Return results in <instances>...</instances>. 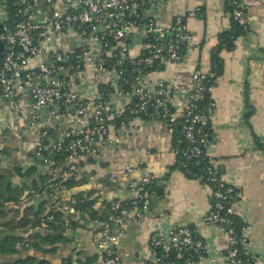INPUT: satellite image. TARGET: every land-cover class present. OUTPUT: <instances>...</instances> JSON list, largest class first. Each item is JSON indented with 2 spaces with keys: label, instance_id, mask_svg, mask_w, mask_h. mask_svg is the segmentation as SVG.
<instances>
[{
  "label": "crops",
  "instance_id": "crops-1",
  "mask_svg": "<svg viewBox=\"0 0 264 264\" xmlns=\"http://www.w3.org/2000/svg\"><path fill=\"white\" fill-rule=\"evenodd\" d=\"M242 3L248 28L231 49L220 50L223 67L212 91L216 110L208 128L210 137L206 153L214 161L221 178L240 191L241 199L235 205V211L248 226L244 231L248 240L246 251L264 264V0H242ZM198 8L202 13L189 18L188 14ZM6 11L3 0H0V27L7 21ZM48 12L49 7L40 1L34 10V22H45ZM139 14L165 28L170 27L176 17H185L193 36L192 43L183 49L180 62L162 60L155 70L138 81L139 85L149 87L160 83L170 85L174 91V111L179 117L194 90L195 73L210 70L212 53L220 47V37L232 30L230 0H160L143 7ZM2 36L0 41L3 43ZM127 43L131 58L139 57L144 49L142 31L134 30ZM79 44L80 40L72 30L56 33L53 42H42L41 46L71 53ZM89 47L95 53L100 52L97 44H89ZM32 65L36 66L37 62ZM116 81L113 70L103 72L86 65L71 89L88 101L106 86L113 88ZM14 100L19 104V111L13 108L12 100L0 99V176H9L13 185L24 187L23 203L28 196L34 202L40 199L37 192L45 176L56 177L66 166L74 164L67 161L66 166L51 165L33 157L40 145L42 129L50 131V145L61 138L62 128H89L94 122L91 112L82 118L68 116L58 120L48 112L41 113L39 127L35 128L32 125L31 96L23 91ZM123 101L122 97L111 92L106 103L115 109ZM176 138L167 123L145 120L136 128L128 127L120 143L101 147L97 156L87 154L80 158L76 162V187L71 190L62 188L55 195L67 202L65 204L76 199L74 196L82 195L93 202L92 210L96 216L80 211L76 199L77 204L73 205L69 217L70 226L64 227L65 242L47 247L52 248V253L22 250L3 261L32 256L46 259L50 264H103L104 255L99 249L102 214L110 203L133 199L128 188L132 180L151 177L155 180V195L147 212L149 218L141 222L129 220L121 227L124 235L118 253L123 261L126 264H154L151 241L156 229L165 235L170 223L176 222L190 227L195 237L207 244L208 258L218 264L224 263L228 237L220 227L204 221L214 205L212 190L198 180L187 178L178 168L174 154ZM127 166L135 168V173L127 175ZM32 168L36 173L30 177L17 174L18 170L25 173ZM63 177L68 178L69 173L65 172ZM31 233L30 230L20 234L30 236Z\"/></svg>",
  "mask_w": 264,
  "mask_h": 264
},
{
  "label": "built area",
  "instance_id": "built-area-1",
  "mask_svg": "<svg viewBox=\"0 0 264 264\" xmlns=\"http://www.w3.org/2000/svg\"><path fill=\"white\" fill-rule=\"evenodd\" d=\"M40 1L18 0L19 20L13 29L4 30L0 99L12 100L13 108L19 111V104L14 99L20 92L29 94L33 100L32 125L35 128L39 127L43 109L56 120L68 116L82 118L91 112L93 126L62 128L61 138L47 151L49 155L65 152L67 161L74 163L70 165V172L74 173L80 158L87 154L97 156L101 147L120 143L128 127L136 128L145 120H157L167 123L174 132L180 125L181 136H177L174 146L175 163L187 178L198 180L212 190L214 205L204 221L220 227L228 237L227 260L222 264H262L246 251L248 240L244 231L248 229L247 225L242 227L241 237H237L234 216H237L235 205L241 199L240 191L221 178L214 161L206 153L210 137L208 128L216 110L212 91L218 79L217 65L212 62L209 71L195 73L194 90L179 117L174 111V91L170 85L160 83L149 87L138 84L139 79L155 70L162 60L174 63L182 60L183 49L193 41L186 18L176 17L168 28L153 19L142 18L139 11L160 0H43L49 12L45 22L36 23L34 10ZM201 13L198 8L188 17H197ZM230 16L235 24L248 28L242 0H230ZM72 30L80 40L74 52L62 53L41 46L42 42H53L56 33ZM134 30L142 31L144 49L139 57L132 59L127 39ZM89 44L100 46V52L95 53ZM32 62L37 65L33 67ZM86 65L116 73L117 81L112 89L124 100L118 108L107 105L106 88L88 101L71 89ZM128 65L134 67L136 78L131 84L132 89L125 91L123 87L130 84L126 77ZM48 139L49 131L42 129L35 156H42ZM184 143L186 147L181 148ZM191 166H203L204 173L198 176ZM125 170L129 176L136 171L132 166ZM154 184L151 177L132 180L128 188L133 199L112 204L107 220L101 224L99 249L104 255L103 264H126L118 253L124 235L121 227L129 220L141 222L149 218L147 212L155 195ZM62 188L51 182L46 190L52 193ZM74 204H77L76 199L64 204V213H71ZM52 220V215L44 217L42 227L48 229ZM65 226H70L69 216L65 217ZM156 231L151 241L154 264H177L171 259L173 252L178 259H185L184 264H218L208 258L207 244L197 239L187 225L171 222L165 235Z\"/></svg>",
  "mask_w": 264,
  "mask_h": 264
},
{
  "label": "trees",
  "instance_id": "trees-1",
  "mask_svg": "<svg viewBox=\"0 0 264 264\" xmlns=\"http://www.w3.org/2000/svg\"><path fill=\"white\" fill-rule=\"evenodd\" d=\"M6 9H7V21L5 22L4 28L6 30H11L17 24L19 18L17 15L18 0H5ZM232 30L228 33L223 34L220 37V47L216 48L212 53V62L217 65L215 71L217 72L218 78L222 72V60L220 58V50L223 48L231 49L234 46L237 38L246 32L247 29L242 28L235 24L232 20ZM153 71V70H152ZM150 71V72H152ZM149 72V73H150ZM126 77L130 84L125 85L123 89L131 90V84L135 82L136 73L134 72V67L128 65L126 67ZM106 88V98L109 93L113 92L112 88ZM122 119V118H121ZM123 120H126L123 117ZM209 130V129H208ZM174 133L176 136H181V127L177 125L175 127ZM50 137V131H49ZM49 139L44 144V150L41 157L33 155L34 158L40 159L45 157L42 160L43 163L54 164V165H65L67 163V154L63 153H52L48 154L46 147L49 145ZM186 144H182L181 148H185ZM2 160L0 159V164ZM178 166V165H177ZM190 169L194 171L198 176L204 173L203 166H191ZM69 173V177L64 179L63 174ZM36 173L35 168L29 169L25 173H22L21 170H18L17 174L20 176L30 177ZM56 177L52 175H47L43 178V184L41 189L37 192V197L42 198L45 195H50V200L48 202L42 203L38 209H35L31 205L32 200L31 196L25 198V203H23L22 197L24 196L25 189L17 185H13L9 176L2 175L0 176V255L3 258L12 257L20 254L22 250L24 251H34L37 253H52V245H55L60 242H65L64 238V227H65V217L71 216V213L65 214L63 211V206L67 202H63L60 198L56 197V192L47 191L46 187L52 182V184H60L63 188L71 190L76 187L77 174L70 172V165L62 169L59 173L56 174ZM58 193V192H57ZM79 203L77 208L82 212H87L91 217L96 216V212L92 210L93 202L86 200L82 195L74 196ZM116 203V202H115ZM114 203H110L107 206L106 212L102 214V222L107 220L110 208ZM13 212L11 217L8 215ZM52 215L53 220L49 222V228L44 229L42 227V220L44 217ZM237 237L240 238L242 235V227L244 223L240 220L238 216H234ZM16 230L21 231H32L30 236L21 235L17 233ZM171 259L176 261L177 264H184L185 259H178L175 253L171 254ZM0 264H50L46 259H39L32 256H27L23 259H17L13 261H3L0 260Z\"/></svg>",
  "mask_w": 264,
  "mask_h": 264
},
{
  "label": "water",
  "instance_id": "water-1",
  "mask_svg": "<svg viewBox=\"0 0 264 264\" xmlns=\"http://www.w3.org/2000/svg\"><path fill=\"white\" fill-rule=\"evenodd\" d=\"M0 36H2V34L4 33V26L2 25L0 27ZM0 45H1V48H0V57H2V54H3V51H4V45L3 43L0 41ZM48 113V110L47 109H43L42 110V114H47ZM58 140H55V141H52L51 144L46 148V151H50L53 147V145L57 142ZM42 160L45 159V157H42L40 158ZM50 200V197L48 195L44 196L43 198H40L39 200L37 201H34L31 203V205H33L35 207V209H38V207L42 204V203H45V202H48ZM174 253V252H173Z\"/></svg>",
  "mask_w": 264,
  "mask_h": 264
},
{
  "label": "rangeland",
  "instance_id": "rangeland-1",
  "mask_svg": "<svg viewBox=\"0 0 264 264\" xmlns=\"http://www.w3.org/2000/svg\"><path fill=\"white\" fill-rule=\"evenodd\" d=\"M5 2H6V1L3 0V3H4V5H5V7H6V3H5ZM6 14H7V11H6ZM4 26H5V25H4ZM4 36H5V34H3L2 39H3ZM8 215L11 217L10 213H9ZM16 232H20V233H21L22 231H21V230H16ZM2 259H4V258H3V256L0 255V260H2Z\"/></svg>",
  "mask_w": 264,
  "mask_h": 264
}]
</instances>
